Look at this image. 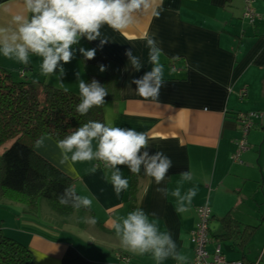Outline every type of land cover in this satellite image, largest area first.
<instances>
[{"label":"crops","instance_id":"0c3cea01","mask_svg":"<svg viewBox=\"0 0 264 264\" xmlns=\"http://www.w3.org/2000/svg\"><path fill=\"white\" fill-rule=\"evenodd\" d=\"M245 0H154L160 11L157 18L151 11L137 17L136 23L124 33L104 25L101 38L109 42L96 57L85 61L76 58L64 65L66 75L45 77L41 74V58L30 54L23 65L0 55V70L14 74L26 70L23 81L43 84L53 89L79 93L76 73L80 79L99 82L104 72L101 61L118 67L120 72L119 100L102 106L103 120L108 126L132 128L149 137L151 152H163L172 161L167 176L157 186L154 179L139 181L136 207L154 219L161 231L171 233L176 250L193 260L190 233L196 225V210L208 207L211 225L217 229L210 238L223 234L220 220L227 217L239 227L253 228L243 248L235 235L226 243L228 261L264 264V122H255L247 135L249 149L231 161L240 139L235 118L239 114L264 113V0L252 5L258 17L253 26L243 19ZM23 11V0H0V26H8L13 15ZM155 34L162 48L160 63L164 86L159 102L145 101L135 92L133 77L150 71L149 49L145 36ZM94 42L81 41V46L97 47ZM132 48L143 68L133 72L124 55ZM58 72V70H57ZM244 91V98L239 93ZM34 152L72 181L77 195L92 199L91 209L84 217H94L96 224L78 226L76 216L63 224L49 210L45 213L39 201L34 215L22 205L0 203V231L8 239L24 247L33 264H157L149 254L137 255L120 247L111 221L120 220L131 210L127 204L129 179L124 166L122 177L128 188L117 197L110 179L111 171L100 161L61 163V150L50 139ZM97 141H93L95 150ZM71 155V154H69ZM71 165V167H70ZM96 172H91L92 167ZM74 169V171H73ZM190 172L191 181H183L181 173ZM157 187L167 188L165 197ZM181 188L184 195L196 187L190 209L177 212V199L172 190ZM43 213L44 215H41ZM5 220H10L6 222ZM214 240V239H213ZM209 250V248H208ZM161 264H177L169 257Z\"/></svg>","mask_w":264,"mask_h":264},{"label":"clouds","instance_id":"9594fccd","mask_svg":"<svg viewBox=\"0 0 264 264\" xmlns=\"http://www.w3.org/2000/svg\"><path fill=\"white\" fill-rule=\"evenodd\" d=\"M152 13L159 17L160 11L154 7V0H23V11L11 18L8 26H0V55L23 65L29 64L30 54L41 58V74L51 77L66 75L64 65L70 63L79 53L85 61L95 58L97 49L102 50L109 42L101 38L100 29L107 25L116 32L124 33L136 23L141 14ZM146 47L149 49L148 62L152 65L150 71H145L139 77H133L135 92L145 101L159 102L160 90L164 86L163 68L160 63L162 48L158 46L155 34L145 36ZM91 43L99 40L97 47L81 46V41ZM133 72L143 68L140 58L133 55L132 48L124 51ZM106 65H99L101 73L107 70ZM58 70V72H57ZM80 102L76 112L81 116L105 104L108 92L95 78L90 82L80 79L76 73ZM93 141H97L93 149ZM43 144V139L37 141V146ZM61 150V163L71 165L76 162L100 161L107 173L105 179H110L114 193H120L128 188V180L122 177L120 167H127L131 173L144 175L154 179L157 186L161 185L172 167L171 159L163 152H151L149 137L144 132L132 128L108 126L99 121H88L74 132L58 141ZM71 154V155H69ZM70 165V167H71ZM96 167L91 172H96ZM74 171V169H73ZM182 182L191 181L190 172L181 173ZM157 191L165 197L168 189L157 187ZM196 187L189 188L181 195V188L172 190L171 195L177 199V212L190 209L193 198L197 195ZM63 206H71L75 210L91 209L92 199L77 195L69 187L58 197ZM83 222L95 225L94 217H83ZM120 247L133 254H151L157 264L171 257L177 264H186L187 257L176 250V243L171 233L161 231L158 223L151 219L143 209L137 208L120 220L111 221Z\"/></svg>","mask_w":264,"mask_h":264},{"label":"trees","instance_id":"16d2710c","mask_svg":"<svg viewBox=\"0 0 264 264\" xmlns=\"http://www.w3.org/2000/svg\"><path fill=\"white\" fill-rule=\"evenodd\" d=\"M101 64L108 66L104 80L100 82L108 92L105 103L118 101L119 69L103 61ZM22 71L24 74L20 78ZM25 72L20 70L18 79L14 74L0 70V149L11 143L6 151L0 153V203L22 205L28 215H34L39 201L45 200L51 213L63 224L72 216L82 223L88 209L75 210L61 205L58 200L66 188H72V181L37 156L34 149L41 138H48L58 146V141L88 121L104 123L102 107H94L87 115L81 116L75 110L80 102L79 93L73 95L43 84L23 81ZM125 170L129 179L126 199L133 211L144 172L142 169L139 174H133L127 167ZM219 223L223 234L212 240L226 244L232 242L235 235H240L237 243L240 249L247 244L254 230L245 228L238 233L239 227L228 216ZM0 264H33V260L26 248L6 238L0 231Z\"/></svg>","mask_w":264,"mask_h":264},{"label":"built area","instance_id":"2783aa9c","mask_svg":"<svg viewBox=\"0 0 264 264\" xmlns=\"http://www.w3.org/2000/svg\"><path fill=\"white\" fill-rule=\"evenodd\" d=\"M255 0H245L243 19L249 26H253L258 17L252 10V5ZM259 19L264 21V16ZM24 71L19 74L22 78ZM245 92L239 93V98H244ZM237 130L240 134V139L236 142V149L231 157V161L238 162L239 156L249 149L246 138L249 132L254 128L255 122H264V113L239 114L235 118ZM101 164H103L101 162ZM196 225L190 233V243L193 248V260L189 264H245L242 261H228L223 252V248L219 243L212 246L208 250V246L213 244L210 238L211 213L208 207L204 206L196 210ZM264 225V217H263ZM259 264V263H255Z\"/></svg>","mask_w":264,"mask_h":264},{"label":"rangeland","instance_id":"374dc122","mask_svg":"<svg viewBox=\"0 0 264 264\" xmlns=\"http://www.w3.org/2000/svg\"><path fill=\"white\" fill-rule=\"evenodd\" d=\"M10 73H12V72H10ZM10 144L11 143H7V144H5L1 149H0V153L2 154L4 151H6V149L10 146ZM47 202L45 201V200H43V201H41V203L40 204H42L43 205V211L45 212V213H47L48 212V209H47V204H46ZM41 215H44L43 213H41ZM1 221V220H0ZM6 222H10V220H5V223ZM84 225V223L82 222V223H79L78 224V226H83ZM213 242V244H211L210 246H208V248H209V250L212 248V246H214V245H216V242L213 240L212 241ZM220 245H221V247L223 248V247H226V244L225 243H222V242H218Z\"/></svg>","mask_w":264,"mask_h":264},{"label":"water","instance_id":"95a60500","mask_svg":"<svg viewBox=\"0 0 264 264\" xmlns=\"http://www.w3.org/2000/svg\"><path fill=\"white\" fill-rule=\"evenodd\" d=\"M217 229V225L215 226H213V225H210V228H209V231L210 232H213V231H215ZM223 252L224 253H229V248L228 247H223Z\"/></svg>","mask_w":264,"mask_h":264}]
</instances>
